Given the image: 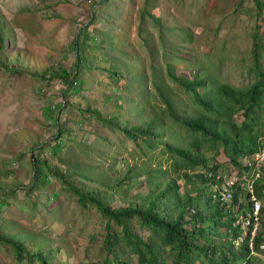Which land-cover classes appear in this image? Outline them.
I'll return each mask as SVG.
<instances>
[{
	"label": "rangeland",
	"instance_id": "374dc122",
	"mask_svg": "<svg viewBox=\"0 0 264 264\" xmlns=\"http://www.w3.org/2000/svg\"><path fill=\"white\" fill-rule=\"evenodd\" d=\"M119 1L108 0L107 7H99L98 0H0V23L9 41L13 42L6 52L7 57L4 56L8 58L5 61L7 68L0 67V189L9 193L7 196L0 194V224L7 228L15 223L17 230L32 234L33 240L26 241L32 250L39 249L35 242L43 240L45 244L41 248L52 251L51 264H105V260H108L106 264H119L103 247L104 219L92 208H79L76 198L63 193L61 184L52 176L47 179L42 192L36 191L31 198L32 202L43 206L25 204L26 187L33 175L31 158L44 159L53 155L59 125L66 123L73 128L57 140L68 160H73L71 167L79 159L83 164L97 167L95 173L105 174V180L116 177L121 182L122 187H113L109 194L112 207L133 201L135 194H146L143 168H161L175 173L182 191L187 187L193 197H201L200 210H204L203 202L212 195V190L204 189L202 181L194 176L202 167H197L196 171L190 164L175 167L164 144L148 148L146 154H138L136 144L128 135L125 137L121 131L101 124L84 107H98L106 117L117 113L120 124L127 119L133 121L137 116L156 118V130L160 132L165 126L164 138L172 144L192 151L200 149L209 165L221 164L222 171L227 170L230 160L221 141L205 142L200 134L191 135L167 115L158 94H152L153 63L147 58L142 39L156 43L158 26L147 18L143 31H138L139 36L135 28L141 23L139 13L145 0H135V6L127 2L125 7ZM174 1L164 0L161 4L156 0L155 13L171 29L167 43L176 41L182 45L157 46L161 53L167 50L171 57L184 56V59L171 62L169 66L173 72L201 81V86L196 89L200 97H207L219 85L239 89L250 87L256 77L255 35L259 44L258 64L264 69V9L257 10L252 0H188V4L177 0L175 5ZM259 1L264 3V0ZM94 10L101 18L97 23L91 21ZM113 17L114 21L119 20L116 25H113ZM128 28L130 41L125 43L129 44L128 51L133 59L127 62L120 55L118 61L109 58L102 64L103 59L97 55L102 67L92 63L100 69H116L121 77L110 78L102 70L90 74L80 71L79 78L73 76L76 38L81 43L87 33L110 29V35L118 43L107 42L102 36L95 38L94 43L102 45L105 53L113 54L117 52L118 44L124 42L122 34ZM185 51H190L189 55H185ZM168 64L163 65L160 61L159 68L165 76V88L177 90L174 95L178 102L177 113L200 116L202 113L191 95L178 89L168 75ZM124 83L134 89L136 96L130 88H122ZM67 98L70 102L64 106ZM214 108L215 111L209 114L212 119L219 120L220 127L230 121L228 133H224L226 136L236 137L231 127L235 124L239 134L264 141V111L258 115L257 124L249 133L243 125L247 119L242 112L230 114L220 110L216 102ZM148 125L150 123L144 124ZM195 139H198V148L191 145ZM249 142L246 140L245 145ZM76 143L83 144L82 148L90 146L93 149L91 155L87 156V150L80 149ZM186 173L189 179H181ZM10 190L16 193L17 200ZM215 204L214 201L209 203L210 212H214ZM225 220L226 217L221 218L222 222ZM134 224L144 239L147 231ZM112 225L120 232L118 225L114 222ZM209 231L206 234L209 239L201 236L197 240L199 245L209 246V253L198 254L196 264H242V260H235L238 252L226 243L225 225L221 223ZM212 246L216 248L214 255L210 254ZM224 257L228 259L227 263ZM120 258L130 264H139L137 254L129 252L128 248H124ZM165 262L173 264L172 257L165 255ZM0 264L24 263L15 258L10 246L0 243Z\"/></svg>",
	"mask_w": 264,
	"mask_h": 264
},
{
	"label": "trees",
	"instance_id": "16d2710c",
	"mask_svg": "<svg viewBox=\"0 0 264 264\" xmlns=\"http://www.w3.org/2000/svg\"><path fill=\"white\" fill-rule=\"evenodd\" d=\"M99 7H107L108 0H98ZM121 1V2H120ZM119 3L123 7L127 5V2L131 6L137 5L135 0H120ZM161 4H164V0H160ZM256 9L263 11L264 3L259 0H252ZM178 1L175 0V5ZM183 2L189 3L188 0ZM156 0H145L144 5L140 11L139 20L141 23L135 28L137 34L143 31L144 22L149 18L152 23L158 26L157 31L159 34L158 41H151L147 38L142 39L145 47L147 58L151 59L154 70V85L153 93L158 94L160 99L166 106L167 115L183 128L190 131V134H200L202 140L214 141L218 143L221 141L225 147V154L229 156L230 160L234 163V168L237 171H242L243 164L238 163V159L243 155H252L264 145V141H258L256 138H248L239 134L235 124L231 127L234 129L236 137L226 136L224 133H228L227 124L230 121L223 123L220 127L219 120L212 119L211 114L215 111L214 103L216 102L220 110H226L230 114L235 112H242L246 116L247 123H244L245 130L251 132L252 127L257 124L258 115L264 111V69L258 64V37H254V51L256 53L255 60L256 65V77L254 83L247 89H239L230 85H219L215 89H212L207 97H200L197 92V87L201 86V81L190 80L186 75H176L172 67V61L176 59H184V56L171 57L166 50L160 52L157 48L159 45L165 47H172L179 45L176 41L167 43V36L170 34V28L161 22L163 18L156 15ZM138 10V9H137ZM92 13L91 21L97 23L100 21V17ZM114 21V17L112 18ZM119 23V20H115L113 25ZM149 29V28H148ZM139 31V32H138ZM102 36L105 41H118L114 40V37L110 35V29H104L98 33H87L83 40L78 42V39L74 41L75 44V66L73 69V76L79 78V72L85 73L93 71H104L110 78L114 76H122L116 69L97 68L92 63L100 66L99 61L102 58V64L104 60L108 62L109 58H113L118 61L119 56L123 57L125 61L133 59V55L128 51L127 41H130V29L123 31L122 36L124 42L118 44L117 52L108 54L104 52V47L100 44H95L94 39ZM140 36V35H139ZM188 37V36H187ZM179 38V37H178ZM13 45L12 41H9V36L6 34L4 27L0 23V67L7 68L5 61L7 55L6 52ZM185 47V46H183ZM186 48V47H185ZM178 53H182L178 51ZM185 55H189L190 51L184 52ZM99 55V57L97 56ZM6 56V57H4ZM165 65L168 62V75L178 85V89L182 88L187 94H190L193 98L194 104L200 110L202 114L198 117H194L190 114L184 113L179 115L176 111L178 102L174 99V95L177 94V90H167L165 88V76L161 73L159 68V62ZM167 66V67H168ZM102 67V66H100ZM64 83L66 80L63 79ZM75 83V81H73ZM68 86L70 85L68 80ZM122 88H130L129 84L124 83ZM132 93L134 89L130 88ZM151 94V95H152ZM136 96V95H135ZM150 96V95H149ZM70 102L67 98L64 100V106ZM150 103V102H149ZM84 110L101 124L106 125L111 130H119L125 137L127 135L132 139V142L137 146V153L140 155L146 154L148 148H156L158 144H164V148L171 154L175 167H179L181 164H190L193 171H196L197 167H202L194 176L204 185V189L210 187V181L206 176L216 175L217 168L221 164H210L209 160L199 150L187 149L184 146L174 145L167 141L164 134L167 130L165 126L162 127V131L156 130V118L151 119L146 117H135L133 121L127 119V122L123 124L118 123V114L113 113L106 117L102 115L98 107H84ZM141 113V112H139ZM128 123V124H127ZM145 123H150L148 126H144ZM91 128V127H90ZM66 123L59 125L57 129V135L55 144L53 147V155L44 159L31 158L33 172L29 186L26 187V193L24 199L27 200L26 205L32 203L33 207H42V204L36 201L32 202L34 197L33 193L41 191L46 187V181L52 176L58 181L62 188L63 193L69 194L71 197L76 198V203L81 209H94L100 214L105 222V235L102 240L104 249L118 260L119 264H130L123 261L120 257L124 252V248H128L129 252L137 254L139 264H167L165 262V255L172 257L173 264H196L197 255L201 252L207 255L209 253V246L199 245L197 240L199 237L206 236L210 233L209 229L216 228L219 224H224L226 231L223 235L227 238L228 231H234L238 234V228L233 226V222L236 220L233 211H229L226 208V203L222 201L216 202L214 206V212H210L209 200L206 198L204 210H200L199 206L201 197H193L191 192L185 187L182 191V187L178 184L179 177L175 176V173H168L167 170H161V168H143L144 179L146 183V194H135V199L129 201L127 204L118 207H112L109 202V194L113 187H122L121 182L116 177H109L104 179L105 174L95 173L97 167L92 166L89 163H82L81 160L76 159L74 167L72 165L73 160H68L65 153L62 151V146L57 143V140L64 136V132L72 130ZM73 138L70 139L71 144ZM246 140L250 142L245 145ZM80 149L87 150L85 154L91 155L93 150L90 146H84L78 144ZM194 148H198V139L191 142ZM82 166H81V164ZM202 170V171H201ZM131 171V170H130ZM181 179H189V174L186 173L180 177ZM191 178H193L191 174ZM41 183L44 184L41 185ZM206 191V190H205ZM264 191V178L258 188V194L262 197ZM15 195L14 199L17 200L16 193L10 190ZM2 196H7L9 193L4 188L0 189ZM58 195H55V198ZM235 200H238L235 197ZM210 201V202H209ZM28 214V213H27ZM206 214V215H205ZM31 215L28 214V219H31ZM226 217L225 221H221V218ZM112 222L120 227V232H116L113 228ZM139 225L141 230L147 231V236L143 239L142 235L137 231L135 224ZM203 224H206L203 226ZM15 223L7 226L0 224V243L10 246L13 250L15 258L19 262L24 264H51L52 251L44 250L41 248L42 244H45L43 240L35 242V245L39 247L37 250H32L26 241L34 238L30 233L26 234L23 231H19L15 227ZM191 226V228H189ZM13 230V231H10ZM31 235V236H29ZM231 248L232 245H231ZM167 250V251H166ZM234 250V248H233ZM216 252L215 246L210 247V254L214 255ZM238 254L235 260H242V264L246 261L248 252L245 248L237 250ZM193 253H195L193 255ZM224 261L227 263L228 259L224 257ZM108 260H105V264ZM246 264H251L248 262Z\"/></svg>",
	"mask_w": 264,
	"mask_h": 264
},
{
	"label": "built area",
	"instance_id": "2783aa9c",
	"mask_svg": "<svg viewBox=\"0 0 264 264\" xmlns=\"http://www.w3.org/2000/svg\"><path fill=\"white\" fill-rule=\"evenodd\" d=\"M242 161V171L234 167L222 171L219 167L215 176L206 177L212 199L226 203L236 218L233 226L238 228V234L228 231V241L236 250L246 249V262L264 264V191L262 197L257 193L264 176V146Z\"/></svg>",
	"mask_w": 264,
	"mask_h": 264
},
{
	"label": "clouds",
	"instance_id": "9594fccd",
	"mask_svg": "<svg viewBox=\"0 0 264 264\" xmlns=\"http://www.w3.org/2000/svg\"><path fill=\"white\" fill-rule=\"evenodd\" d=\"M264 146V145H263ZM254 154V153H253ZM245 156H248V155H243V156H240V158L238 159V163H240V164H243V161H242V159L245 157ZM234 166V163L231 161V160H229V162H227V166H226V168H230V167H233ZM244 166V165H243ZM220 167H221V165H220ZM219 168V167H218ZM264 178V176L262 177V179ZM262 182V181H261ZM260 186V185H259ZM259 188V187H258ZM209 189H211V187H209ZM212 190V189H211ZM257 193H258V190H257ZM211 198H212V195H211ZM212 201H214L215 203L216 202H218L217 200H214V199H212ZM226 243L228 244V245H230V247H231V243L228 241V238H227V240H226ZM233 247V246H232ZM234 248V247H233ZM234 251H237L236 249H234ZM248 262H250V261H248ZM248 262H246V261H244L243 262V264H246V263H248ZM251 264H255V263H251Z\"/></svg>",
	"mask_w": 264,
	"mask_h": 264
}]
</instances>
